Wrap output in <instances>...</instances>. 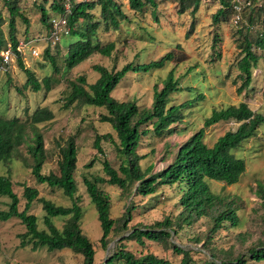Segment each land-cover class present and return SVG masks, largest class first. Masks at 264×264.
<instances>
[{
  "label": "rangeland",
  "instance_id": "1",
  "mask_svg": "<svg viewBox=\"0 0 264 264\" xmlns=\"http://www.w3.org/2000/svg\"><path fill=\"white\" fill-rule=\"evenodd\" d=\"M115 1L121 5L127 20L120 22L116 32H104L101 28L97 31L98 40L102 45L114 43V50L109 57L93 54L66 71L63 66L64 48L72 39L63 37L53 49L55 52L50 51L55 59L57 74H53L51 66L44 60L42 53L33 58L28 55L25 48L22 50L23 67L29 70L37 81L45 77L50 78L52 84L49 92L44 93L43 90L32 92L29 86H24L25 76L14 60L9 64L7 73L0 74V118H17L27 122L31 113L41 107L49 109L53 115L49 122L36 125L43 136L46 153V159L41 167L42 174L56 171L55 143H61L69 136L74 138L76 164L73 178L76 183L75 196L79 198L78 205L81 208L80 229L95 246L94 264H102L111 255L114 241L105 249L100 248L97 242L100 231L96 213L84 191L81 179L83 177L92 179L97 176L105 178L101 167L102 160L106 159L111 167L116 169L121 157L116 151L115 133L108 124L98 121V116L105 113L102 108L78 104L63 107V98L68 91L66 87L68 80L83 76L87 84H92L98 77V74L91 69L93 65L102 66L107 70H118L130 62L138 65L146 64L157 61L168 52L172 53L173 59L162 69L148 73L128 72L110 94L119 102L133 101L138 109H143L150 106L153 87L157 90L161 88L168 71L171 70L173 77L180 83L181 91L169 95L166 107L189 104L181 110V120L169 126L172 132L168 135L157 137L148 133L140 138L137 154L146 157L139 162V165L141 169L151 166L149 174L160 171L172 161L178 146L202 128L203 120L213 109H224L227 106L245 103L253 112L264 115V58L260 57L257 61L249 86L237 92L240 81L237 79L235 68L238 58V49L233 36L235 25L230 20L216 26L211 24L210 15L218 8L216 0H199L193 29L188 35L186 32L191 17L187 12L178 14L177 6L169 1L156 0L154 11L145 8L141 14L132 13L128 8L127 0ZM235 1L241 7L246 2L250 5L252 28L247 31V35L253 39L261 30L262 16L256 9L264 10V0ZM49 3L50 0H17L21 14L27 21L25 24L21 19L15 20V37L19 42L24 44L27 40L41 36L39 31L43 30H40L42 24L39 21L37 6L42 5L47 8ZM250 9H244L240 14L244 25L247 24ZM92 12L97 15V9ZM0 16L2 18L0 29L7 39L8 14L1 1ZM36 47V50L41 52L43 44L36 42ZM257 53L262 54L260 51ZM235 127L234 122H219L211 125L204 129L203 143L209 147L219 136ZM148 129L150 130L149 127ZM96 134L109 135L108 140L100 141L102 156L92 147ZM24 148L22 146L18 151L27 157ZM233 153L245 164V170L238 182L227 186L207 180L212 193L233 200L237 207V226L227 227V224H224V228L219 229L218 234L213 238L214 247L227 251L231 258L237 254L247 255L246 250L250 246L264 240V201L261 199V196L264 197V125L259 126L255 136L243 142ZM6 174L10 176L13 192L18 198V211L22 210L24 204L20 185L35 188L38 192L37 197L55 205H70L69 200L59 190L36 184L29 170L16 159H13L8 166L0 164V175ZM100 187L109 196V213L113 218L121 216L124 207L130 201L133 203L135 209L131 212L132 218L128 227L149 226L165 217L173 218L180 211L177 206L179 194L175 186H162L154 194L144 198L134 195L132 190L123 193L106 184ZM7 203L9 200L6 197H0V210H5ZM28 212L36 217L38 228L43 229L41 218L44 213L40 205L35 201L32 202ZM63 220L64 218L60 217L51 219L57 228H60ZM204 223V219H199L192 226L179 231L176 236L171 235L169 240L178 248L190 251L193 264H205L207 260L211 261L208 254L201 249L202 241L198 243L193 239V236L204 232ZM23 230L17 219L0 223V264H80L79 258L71 255L67 249L47 251L42 247L32 251L29 246L20 247L18 235ZM122 244L124 249L133 255L151 253L167 259L171 264H179L180 256L175 255L169 248L164 249L153 242L144 240L143 246L133 241H123ZM214 263L220 264L218 260ZM246 264H264V262L254 263L248 260Z\"/></svg>",
  "mask_w": 264,
  "mask_h": 264
},
{
  "label": "trees",
  "instance_id": "2",
  "mask_svg": "<svg viewBox=\"0 0 264 264\" xmlns=\"http://www.w3.org/2000/svg\"><path fill=\"white\" fill-rule=\"evenodd\" d=\"M6 8L7 39L0 29V53L6 44L10 45L17 67L25 76L24 86H29L32 92L43 90L47 93L51 89L50 78L45 77L37 81L33 74L23 67L21 57L16 51L18 40L15 37V20L27 21L21 14L17 0H0ZM177 6V13L187 12L191 17L188 35L194 25V15L197 11L199 0H165ZM218 8L210 15L213 26L232 21L234 11L232 4L239 6L235 0H216ZM127 5L132 13L141 14L145 8L152 11L156 8V0H127ZM240 7V14L244 9H250L248 2ZM39 21L42 24L39 34L46 35L49 27L48 19L51 15L63 13L62 0H50L49 6L44 8L38 5ZM97 9V15L92 11ZM262 16L261 30L253 39L247 35L251 29V9L248 13L247 24H243L241 18L235 25L233 32L235 46L238 49V58L235 62L237 79L240 81L236 89L240 92L246 89L252 78V71L256 68L260 57L264 58V10L256 9ZM46 11L49 13L47 14ZM66 25L69 28L68 35L72 39L64 48L63 66L68 71L97 54L109 57L114 50V43L102 45L97 37V31L101 28L104 32H116L120 22L127 20L121 10V5L115 0H70V12L66 14ZM2 18L0 16V23ZM250 31V30H249ZM213 42L215 39L213 38ZM46 47L41 53L51 66L53 74L58 70L54 56L50 51L55 49ZM178 48V46H176ZM257 51L262 52L258 54ZM53 52H55L53 50ZM173 59L171 52L164 54L157 61L146 64H124L118 70L93 65L91 69L98 74L92 84H87L83 76H77L66 83L67 95L63 98V107L72 104L102 108L104 114L98 116V121L106 123L115 133L117 139L116 151L121 160L117 168L111 167L106 159L101 162L102 172L105 178L93 177L81 179L84 191L96 213V220L100 231L97 240L101 249L114 241L111 255L102 264H171L167 259L157 257L151 253L133 255L123 247V241H133L143 246V241L153 242L162 248H169L175 255L180 256L179 264H193L190 251L182 250L170 243L171 235L184 228L192 226L199 219L205 220L204 232L193 236L195 242H201V249L205 251L211 261L205 264H246L249 260L254 263L264 262V240L257 245L250 246L245 254H237L229 257L228 252L214 247L213 238L219 229L235 227L238 223L236 216L237 207L233 200L225 196L214 194L210 191L207 180L216 181L222 185H234L245 170L244 161L236 157L233 151L237 150L243 142L255 136L259 126L264 125V115L253 112L245 103L237 106H227L224 109L212 110L208 117L203 120L202 128L194 132L185 142L178 146L172 161L160 171L149 174L152 167L140 168L139 162L146 155L137 154L140 138L148 133L157 137L170 134L169 126L181 120V110L189 105L183 103L177 106L166 107L169 95L180 92V83L173 77L172 71H168L159 90L153 87L151 103L148 108L138 109L133 101L119 102L110 94L127 74L148 73L152 70L162 69L164 65ZM1 60V57H0ZM7 70L0 73L6 74ZM53 115L45 107L36 108L28 118L22 122L17 118H0V164L8 166L13 160H18L23 167L29 170V174L36 184L45 185L51 189H57L66 197L70 205H55L50 201L37 197L35 188L20 185L21 197L24 201L22 210L18 211V198L13 192V184L9 175H0V197H6L9 203L5 210H0V223L9 219H17L23 226V232L18 235L19 246H29L34 251L45 247L47 251H59L67 249L70 254L78 257L80 264H94V244L81 232L80 218L81 208L79 198L75 196L76 183L73 172L76 164V146L73 136L67 137L61 143H55L56 148V171L47 174L41 173V167L46 159L43 144V136L36 125L49 122ZM219 122H234L236 127L219 136L211 146L203 143L204 129ZM150 128V130L148 129ZM109 135H95L92 147L102 156L100 147L101 140H108ZM25 147V157L18 149ZM106 184L125 193L132 190L133 194L142 198L152 195L162 186H175L178 191L177 206L180 211L173 218L165 217L149 226L135 225L128 227L131 221V212L135 207L130 201L124 212L118 218L110 216V200L108 194L100 187ZM264 201V197L261 196ZM40 205L43 229L37 226L36 217L28 212L32 202ZM55 217L64 218L60 228L52 223ZM123 233H127L123 236ZM122 235V236H121ZM116 239V240H114Z\"/></svg>",
  "mask_w": 264,
  "mask_h": 264
},
{
  "label": "built area",
  "instance_id": "3",
  "mask_svg": "<svg viewBox=\"0 0 264 264\" xmlns=\"http://www.w3.org/2000/svg\"><path fill=\"white\" fill-rule=\"evenodd\" d=\"M75 1L77 2L82 0H75ZM62 4H63V13L58 15L56 14L51 15L49 17L48 19L49 27L46 35L44 36L41 35L38 38L27 40L24 44L18 41L16 46V51L21 58H22V50L24 48L25 50H27L28 55L33 58H36L38 54L41 53L36 50L37 49L36 42H41L43 44L42 50L46 47L52 49L58 45V42L61 40V38L68 35L69 28L66 25L65 17L66 14L70 12V0H62ZM232 9L234 11L232 23L235 24L240 19V7L236 4H232ZM0 57H1L0 73H2L7 70L11 61L14 60V55L11 51L9 44H6L5 49L0 53Z\"/></svg>",
  "mask_w": 264,
  "mask_h": 264
}]
</instances>
